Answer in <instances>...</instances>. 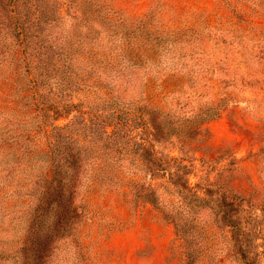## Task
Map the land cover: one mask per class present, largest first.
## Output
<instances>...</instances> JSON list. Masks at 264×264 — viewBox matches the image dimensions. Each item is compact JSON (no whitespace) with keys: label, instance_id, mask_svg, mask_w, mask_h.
Listing matches in <instances>:
<instances>
[{"label":"trees","instance_id":"1","mask_svg":"<svg viewBox=\"0 0 264 264\" xmlns=\"http://www.w3.org/2000/svg\"><path fill=\"white\" fill-rule=\"evenodd\" d=\"M108 1L0 0V76L10 98L0 112V264H87L81 190L117 162L144 172L127 185L173 227L178 264H225L211 251L220 231L238 264H264V140L254 154L260 185L250 191L188 182L194 142L241 100L200 99V89L263 90L255 98L264 102L262 80L212 59L216 46L249 39L200 20L169 25L161 0L136 18ZM155 86L168 102L144 94Z\"/></svg>","mask_w":264,"mask_h":264},{"label":"rangeland","instance_id":"2","mask_svg":"<svg viewBox=\"0 0 264 264\" xmlns=\"http://www.w3.org/2000/svg\"><path fill=\"white\" fill-rule=\"evenodd\" d=\"M156 1L109 0L108 6L124 17L136 18L147 13ZM228 1L231 2L230 9L248 17H239L241 20L238 21L221 0H161L163 15L169 25L200 20L212 28H225L229 35L247 37L249 42L239 44L236 49L221 46L211 49L212 59L214 62L230 60L247 76L250 74L262 80L263 88L264 0ZM7 90L0 76V112L10 99ZM180 91L184 90L175 89L173 95H179ZM257 92L260 95L263 90H226L214 82L210 88L200 89V99H212L225 93L238 95L241 100L210 122L206 126L207 135L194 142L193 172L188 177L190 185L200 186L207 178L227 191L248 192L260 185V168L254 154L264 140V102L255 98ZM144 94L160 104L168 102L161 88L156 86L149 87ZM5 160L6 157L0 155V182L5 179L2 171ZM229 162H233L235 168L216 176L218 169L227 167ZM32 163L35 164V160ZM114 165H108L117 167L108 174L92 172L81 190L85 216L80 226V242L85 261L87 264H178L176 253L171 254L169 250L173 227L151 205L135 202L127 185L129 179L144 180V172L133 170L130 164H125L124 168L119 162ZM130 168L135 173L127 175L126 169ZM223 233L217 232L211 251L221 255L225 264H238L231 258L229 243ZM208 263L209 259L206 260Z\"/></svg>","mask_w":264,"mask_h":264}]
</instances>
